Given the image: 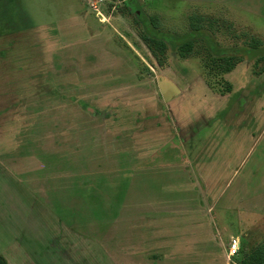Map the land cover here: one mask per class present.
Instances as JSON below:
<instances>
[{
	"label": "rangeland",
	"instance_id": "rangeland-1",
	"mask_svg": "<svg viewBox=\"0 0 264 264\" xmlns=\"http://www.w3.org/2000/svg\"><path fill=\"white\" fill-rule=\"evenodd\" d=\"M147 27L167 45L160 60L141 39ZM0 31L7 264H152L144 252L125 261L123 240L140 236L127 228L133 218L153 217L154 189L144 197L147 187H139L125 208L114 171L127 167L128 146L139 149L145 117L159 121L165 112L180 142L191 138L198 149L217 131L232 156L221 177L234 197L209 212L211 228L191 235L210 232L225 255L238 236L230 264L264 241V0H0ZM190 40L183 58L179 47ZM225 57L236 63L226 74ZM226 116L236 135L238 121L252 126L236 145L222 127ZM172 149L165 145L159 157L177 158ZM193 202L180 198L174 208Z\"/></svg>",
	"mask_w": 264,
	"mask_h": 264
},
{
	"label": "crops",
	"instance_id": "crops-1",
	"mask_svg": "<svg viewBox=\"0 0 264 264\" xmlns=\"http://www.w3.org/2000/svg\"><path fill=\"white\" fill-rule=\"evenodd\" d=\"M246 87L244 90L247 89ZM244 96L243 94L242 98ZM163 104L169 106V103L163 102ZM163 114L162 120L159 121H157V117L154 119L151 116L145 117V122H141V126H139V149L133 153L131 146H128L123 157L128 161L127 167L124 166L123 170L114 171L118 176L117 184L120 187L116 196L118 199L124 198L125 208L126 204H130L136 197L139 187H147L144 197H151L154 189L156 200V209L152 211L153 217H135L132 219L133 222L135 221L133 225L130 222L127 223L130 226L127 228L138 230L140 236L123 240L125 247L123 258L125 261H132V256H141L144 252L147 255L142 256L152 259V264L166 262L170 264H230L232 257L221 251L220 243L217 242L216 237H212L210 232H208V237H205L204 231L191 235V229L204 230L207 224H210L211 228L212 221L208 217H212V215L209 212L216 211L218 214V209L222 208L218 204L223 199L228 201L234 197V195H228L226 190L230 182L223 186L221 177L225 165L229 163L228 158L231 159L232 156L225 157L223 154L225 145L220 141L221 135L217 141L214 137L219 134L217 131L216 135L209 139V142L203 143L198 149L193 147L191 138H183L180 142L177 139L178 131L170 112L169 116L166 112ZM142 117L140 116V118ZM225 118L222 127L228 133H235L234 138L237 136L235 145L237 141L243 137L246 138L245 136L251 133V124L243 123V125V121H238L237 125L240 128L237 129L241 132V136L236 135L233 129L231 131V124L227 122L229 116ZM225 126L229 128L226 129ZM226 131H221L220 134H226ZM129 138L131 140L130 136ZM175 141L176 143H174ZM170 144L173 151H178L177 147L184 149L182 155L180 156L181 150H179L177 158L159 157L162 148ZM211 145L213 148H210ZM231 150L233 149L231 148ZM132 156H138L140 160L133 164ZM214 161L217 162L214 163ZM114 177H116L115 174ZM180 185H182L181 191ZM167 192L172 195L169 201H165L162 195ZM141 197L143 195L140 189ZM180 198L190 202L192 199L194 202L183 210L174 208ZM141 203L142 201H140ZM161 203L163 205H160ZM143 208L142 205L139 212L149 214L148 210L144 211ZM133 211H136V207ZM160 215L165 216L161 217ZM203 219H206V222L202 221ZM181 221L186 225L181 224ZM130 249L131 251H129Z\"/></svg>",
	"mask_w": 264,
	"mask_h": 264
},
{
	"label": "trees",
	"instance_id": "trees-1",
	"mask_svg": "<svg viewBox=\"0 0 264 264\" xmlns=\"http://www.w3.org/2000/svg\"><path fill=\"white\" fill-rule=\"evenodd\" d=\"M151 25L152 27H155L156 23L152 22ZM147 31L148 32H144L141 35L142 41L145 43L146 47L149 49L154 58H156L157 60H160V58H164L167 50L165 41L157 36L155 32L151 31V28L147 27ZM257 42L259 41L255 40L251 44L255 45ZM193 46L194 42L191 40L182 44L179 47V55L183 58L187 57L191 53ZM221 60L226 64V67L223 68L222 73H230L236 65L235 60L231 57H225ZM220 67L222 68V65H220ZM263 72L264 68L259 74ZM0 264H7L6 260L2 256H0ZM241 264H264V241L258 244L252 251L247 253L241 260Z\"/></svg>",
	"mask_w": 264,
	"mask_h": 264
},
{
	"label": "built area",
	"instance_id": "built-area-1",
	"mask_svg": "<svg viewBox=\"0 0 264 264\" xmlns=\"http://www.w3.org/2000/svg\"><path fill=\"white\" fill-rule=\"evenodd\" d=\"M240 251V238L238 236H234L230 240L229 245V256L234 257L239 254Z\"/></svg>",
	"mask_w": 264,
	"mask_h": 264
}]
</instances>
